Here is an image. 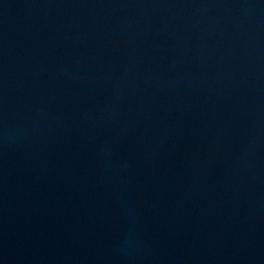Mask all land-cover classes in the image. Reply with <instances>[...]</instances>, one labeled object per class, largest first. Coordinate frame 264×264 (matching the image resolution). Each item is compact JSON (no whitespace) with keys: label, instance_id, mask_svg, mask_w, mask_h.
I'll return each instance as SVG.
<instances>
[{"label":"water","instance_id":"1","mask_svg":"<svg viewBox=\"0 0 264 264\" xmlns=\"http://www.w3.org/2000/svg\"><path fill=\"white\" fill-rule=\"evenodd\" d=\"M0 264H264V0H0Z\"/></svg>","mask_w":264,"mask_h":264}]
</instances>
